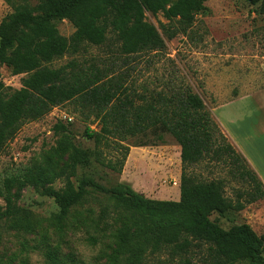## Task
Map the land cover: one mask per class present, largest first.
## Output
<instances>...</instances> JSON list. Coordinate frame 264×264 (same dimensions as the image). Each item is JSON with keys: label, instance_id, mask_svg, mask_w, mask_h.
Masks as SVG:
<instances>
[{"label": "trees", "instance_id": "trees-1", "mask_svg": "<svg viewBox=\"0 0 264 264\" xmlns=\"http://www.w3.org/2000/svg\"><path fill=\"white\" fill-rule=\"evenodd\" d=\"M12 8L0 22V68L7 65L14 74H27L22 87L12 90L0 73V152L28 121L40 120L56 106L73 102L78 109L98 122L99 128H86L95 142L92 152L97 161L122 173L130 147L123 141L138 139L134 146L157 145L170 134L181 147L183 165L180 199L146 197L125 182L105 186L95 179L74 177L88 152L65 142L68 157L58 150L29 169L27 183L55 199L59 212L55 224L69 228H92L112 239L106 264H146L148 257L164 251L182 256L197 251L203 264H264V234L248 223L225 229L211 219L215 212L225 215L240 212L248 204L264 198V182L247 158L235 148L216 121L202 97L183 78L168 84V91L141 95L122 83L120 76L94 65L76 61L54 68L49 64L67 53L79 54L88 46H100L115 38L126 56L164 52L166 41L158 28L147 20V13H162L178 28L169 33L187 34L209 0H4ZM256 13L264 17V0ZM68 20L75 27L70 37L61 34L58 21ZM56 132L68 130L57 124ZM115 143L125 153L117 166L104 161L102 146ZM215 163L228 169V177L205 178L192 167ZM229 178L249 184L252 190H237L226 195ZM57 180L63 186L55 188ZM14 179L0 187V227L31 232L36 223L31 212L17 204L20 193L12 194ZM106 197L98 215L87 220L79 210L90 199ZM91 211V210H90ZM91 213V212H90ZM1 237V234H0ZM96 235L89 242L97 244ZM51 264H86L60 247L49 248ZM181 264H196L186 257Z\"/></svg>", "mask_w": 264, "mask_h": 264}, {"label": "rangeland", "instance_id": "rangeland-1", "mask_svg": "<svg viewBox=\"0 0 264 264\" xmlns=\"http://www.w3.org/2000/svg\"><path fill=\"white\" fill-rule=\"evenodd\" d=\"M258 6L249 0H209L188 33L179 31L174 37H169V33L178 28L177 21L167 20L162 13L155 16L148 12L147 20L158 28L166 41L164 52L147 53L137 58L126 56L120 53L118 41L112 38L103 45L88 46L79 54L67 53L49 65L58 68L76 61L87 67H106L111 74L120 76L125 86L143 96L152 91L166 92L170 82L183 78L202 97L229 140L241 145L239 147L248 146L247 154L259 161L264 169V17L256 13ZM10 12L12 8L0 0V22ZM57 24L66 37L75 31L68 20ZM0 73L12 90L21 88L22 80L27 76L14 74L7 65L0 68ZM57 124L67 126L68 130L57 133ZM87 126L99 128L98 122L92 117L88 119L76 104L66 102L54 107L42 119L24 123L0 152V187L5 190V181L14 179L12 194L20 193L17 204L31 212L36 223L31 232L10 229L8 222L0 227V264H51L46 252L56 246L60 247L62 255L72 253L86 264H106V255L113 246L109 232L102 235L95 233L93 228L87 231L82 227L73 229L56 225L59 206L55 199L29 183L22 185L30 167L43 162L56 150L59 156L68 157L73 148L65 153L63 145L67 141L88 152L87 162L80 164L76 171V184L83 177L95 179L105 186L131 180L134 190L154 199H161L162 192L180 188L181 147L170 134L157 145L141 146L144 149L137 155L139 170L128 171L127 179L123 178V171L118 173L96 160L92 153L95 142L87 136ZM137 141L136 137H130L122 142L130 147L129 154L133 147H138L134 146ZM102 151L105 162L112 160L118 166L125 148L113 143L102 146ZM191 169L205 178L228 177V169L215 163L196 165ZM173 180H178L179 185L173 186ZM62 186V180L54 183L57 189ZM239 189L252 190V187L229 178L226 195L233 198ZM0 202L5 204L2 198ZM106 204V197L92 198L79 210L83 215L89 214L87 220L90 221ZM211 219L225 229L248 223L262 235L264 198L248 204L240 212L225 215L215 212ZM90 235L98 237L97 244L89 242ZM186 257L196 264H203L199 251L178 256L169 250L148 257L146 264H181Z\"/></svg>", "mask_w": 264, "mask_h": 264}, {"label": "crops", "instance_id": "crops-1", "mask_svg": "<svg viewBox=\"0 0 264 264\" xmlns=\"http://www.w3.org/2000/svg\"><path fill=\"white\" fill-rule=\"evenodd\" d=\"M234 146H235V148L237 149V150H239L241 153H243V155L246 157V155H247V160L249 161V163H250V165L252 166V168L257 172V174L259 175V177L262 179V181H263V178H264V169L262 168V166H261V163L258 161H255L253 158H251L248 154H247V152L245 151V150H248V146H245L244 145V147L242 146V147H239V146H241V145H236V144H234V143H232ZM240 149H239V148ZM143 149L144 148H142V147H133L132 148V150H131V152H130V154H129V157H128V159H127V162H126V164H125V169L123 170V178H125L126 177V174H127V172L128 171H133V172H136V171H138L139 170V162H138V154H141L142 152H143ZM135 155V159H133L132 160V158H133V156ZM130 163H131V166L129 167V165H130ZM129 167V168H128ZM127 178V177H126ZM128 179V178H127ZM125 183H128V184H130L132 187H133V184H134V182L133 181H131V180H126V181H124ZM264 182V181H263ZM162 198L161 199H171V200H179L180 199V188L179 189H175V190H173V191H166V192H162ZM155 199H157V198H155Z\"/></svg>", "mask_w": 264, "mask_h": 264}, {"label": "built area", "instance_id": "built-area-1", "mask_svg": "<svg viewBox=\"0 0 264 264\" xmlns=\"http://www.w3.org/2000/svg\"><path fill=\"white\" fill-rule=\"evenodd\" d=\"M172 185L173 186H178L179 185V181L178 180H173L172 181Z\"/></svg>", "mask_w": 264, "mask_h": 264}]
</instances>
